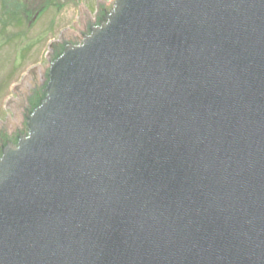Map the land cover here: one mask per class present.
<instances>
[{
    "label": "water",
    "instance_id": "water-1",
    "mask_svg": "<svg viewBox=\"0 0 264 264\" xmlns=\"http://www.w3.org/2000/svg\"><path fill=\"white\" fill-rule=\"evenodd\" d=\"M82 24L0 128V264H264V0Z\"/></svg>",
    "mask_w": 264,
    "mask_h": 264
},
{
    "label": "rangeland",
    "instance_id": "rangeland-1",
    "mask_svg": "<svg viewBox=\"0 0 264 264\" xmlns=\"http://www.w3.org/2000/svg\"><path fill=\"white\" fill-rule=\"evenodd\" d=\"M22 1L0 0V128L6 125L8 133H11L23 119L24 110L18 103L26 100L37 82L40 84L42 82L41 73H44L48 66L46 56L49 40L60 38V31L69 30L66 25L70 23L72 24L70 30L73 31H69L73 34L76 29L83 26L82 20L87 15L95 17L99 3L110 2V0L45 1L46 10L34 19L35 12L44 2L29 0L27 5L29 16L24 19L20 9H17ZM16 20L19 22L16 23ZM32 66H39L36 75L25 74Z\"/></svg>",
    "mask_w": 264,
    "mask_h": 264
},
{
    "label": "flooded vegetation",
    "instance_id": "flooded-vegetation-1",
    "mask_svg": "<svg viewBox=\"0 0 264 264\" xmlns=\"http://www.w3.org/2000/svg\"><path fill=\"white\" fill-rule=\"evenodd\" d=\"M28 1L29 0H23L22 2V4H21V6L20 7H18L17 9H20V11H21V14H22V16H23V18L25 19V18H27L28 16H29V10H28ZM43 2H44V4H43V6L41 7V8H39L36 12H35V15H34V19L35 18H37V17H39L45 10H46V5H45V1H50V0H42ZM18 20V19H17ZM16 20V23H18L19 21H17ZM49 21H51V19H49ZM66 27H68L69 29H72L71 27H72V24L70 23V24H68V25H66ZM65 27V28H66ZM52 42H56V43H61V39L60 38H56V40L55 39H53L52 38V40L50 39L49 40V42H48V52H53L50 48H49V45L52 43ZM46 58H47V56H46Z\"/></svg>",
    "mask_w": 264,
    "mask_h": 264
},
{
    "label": "bare ground",
    "instance_id": "bare-ground-1",
    "mask_svg": "<svg viewBox=\"0 0 264 264\" xmlns=\"http://www.w3.org/2000/svg\"><path fill=\"white\" fill-rule=\"evenodd\" d=\"M43 76V73H41V77Z\"/></svg>",
    "mask_w": 264,
    "mask_h": 264
}]
</instances>
